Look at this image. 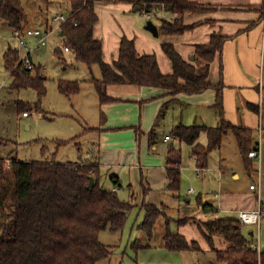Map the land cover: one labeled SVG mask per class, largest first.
<instances>
[{
    "label": "trees",
    "instance_id": "trees-1",
    "mask_svg": "<svg viewBox=\"0 0 264 264\" xmlns=\"http://www.w3.org/2000/svg\"><path fill=\"white\" fill-rule=\"evenodd\" d=\"M129 2L139 12L145 14L166 12L173 19L159 17L158 35H179L191 30L195 25H186L183 14L204 9L188 0H58L70 7V14L58 27L61 39L74 53L77 62L90 70L98 66L100 78L93 77V85L100 105L117 100L108 96L109 86L132 85L152 87L167 92L174 97L178 94H200L208 89L215 91L213 108L218 125H177L171 131L173 139L191 146L198 168L207 166L209 154L218 149L223 138L231 133L238 145L241 159L248 171L252 163L248 153L258 145L254 142V131L234 126L224 119L222 105V71L219 83L208 81L209 69L215 56L222 51L225 36L212 34L208 44L196 45L192 63L185 61L170 43H162L161 49L171 63L172 72L163 74L153 54L139 55L133 39L120 38L117 59L108 64L103 60L102 41L95 38L94 30L99 21L96 6L119 2ZM261 16L250 24L253 27L263 19ZM0 21L8 28L22 31L27 22L23 0H0ZM64 51V50H63ZM62 58V50L54 52ZM31 60V54L29 55ZM32 61V60H31ZM34 64V63H33ZM3 68L10 73L11 90L32 89L37 93L38 102L16 101L17 115L32 111L42 112L40 100L46 93V79L42 67L27 70L19 62V53L10 46L3 54ZM58 91L67 97L78 94L80 81L58 80ZM264 100V84L262 87ZM251 110L259 113L256 106ZM261 127L264 130V107L261 113ZM90 130H98L90 128ZM138 136L139 129H135ZM206 134V145L199 144L201 134ZM151 131L149 143L155 141ZM96 149V148H95ZM97 155V151L94 153ZM181 150L170 144L167 148L165 171L168 190L177 193L180 188ZM94 180L91 190L87 188L89 178ZM101 173L96 164L83 162H28L16 158L0 159V264H97L109 257L111 249L99 241V234L105 230L121 231L131 209L129 202L121 200L114 190L101 187ZM155 205H142L145 211L140 228L148 235L162 214ZM186 220L180 219L179 224ZM199 229L207 244L221 264H264V250L257 253L250 247L252 237L242 233L238 220L217 218L203 222ZM220 237L226 248L214 247L213 237ZM165 250L170 252L200 251L195 240L166 231L162 239ZM141 246V245H138ZM142 247V246H141Z\"/></svg>",
    "mask_w": 264,
    "mask_h": 264
},
{
    "label": "crops",
    "instance_id": "crops-1",
    "mask_svg": "<svg viewBox=\"0 0 264 264\" xmlns=\"http://www.w3.org/2000/svg\"><path fill=\"white\" fill-rule=\"evenodd\" d=\"M188 1L198 3L204 7L202 10L189 11L183 14L184 24L195 25L191 30L185 31L179 35H161L162 37L157 40L160 35L154 37L151 33L142 28L135 29V32L139 36H131L134 34H129V28L126 27L125 30L120 25V29H116L113 35L114 37H111L112 45L108 47L111 56L110 60L106 59L103 39L97 38L101 40L103 44V60L108 64H112L117 59L120 38L126 36L128 39L134 40L135 48L139 55H155L160 71L163 74H170L172 72L171 63L161 49L162 43L172 44L185 61L192 63L191 61H193L196 45L208 44L212 34L227 37L228 39L224 42L222 51L215 56L214 61L210 65L208 81L212 85L219 83L220 72L222 71V83L224 85L222 91V105L225 121L234 126L249 128L255 133L254 142L258 145L259 158L257 160H250L252 163L251 171H254L256 165L259 172H257L254 177L256 184H249V191L257 192V194L253 197L251 194L248 197H241V194L233 191L230 186H226L225 177L228 175H230V178L233 180H239L240 175L237 169L243 168V172L249 176L248 169L245 168L242 159L240 160L242 166L238 165V163L240 164L239 159L241 157H239V148L234 136L232 135V137L229 133L224 136L221 146L213 150L215 155L211 156L209 154L207 166L205 168L197 167L196 159L190 153L191 146L186 144L190 148L189 153L191 161L189 165L191 164L192 166L190 170L197 173V178L200 179L202 184V190L199 191L194 205H191L190 200H188L187 206L181 207L178 199V197H180L178 194L179 191L177 193H172L168 190V180L165 171L166 166L164 163L167 149L163 160L160 162L162 164L159 165L153 164V162H151L152 159L145 154L149 149L158 153V146L161 143H171L181 150V145L185 143H180L178 140L173 139L171 131L175 126L180 124L196 125L195 121L198 116L210 121L208 125L204 123L198 125L207 127L217 126L218 119L213 108L215 100V91L213 89H208L200 94H178L172 97L168 95L167 92L152 87L132 85H120L121 87L109 86L106 91L108 96L117 101L104 105L98 103V126L95 128L98 129L96 131L99 134L98 137L100 141L95 151L90 150L87 157L80 158V160L89 164H96L101 173L100 161L102 156L113 154L116 150H120L123 156L130 158L132 169L137 167L138 170L140 169L142 179L145 178V184L147 186L144 187V192L148 191L149 193H153L157 189H162L165 190L164 196L169 197L168 204L145 203L142 200V205H155L157 207L164 206L167 209H179L182 211V219H189L185 225H189L190 228H193V226H191L193 224L199 228L203 222L217 218L237 220L239 211L255 210L259 203L264 205V130L261 127V113L264 107V100L262 98V87L264 84V17L261 22L250 27V24L257 21L261 16V12L259 11L260 8H263L264 16V0ZM126 4L127 5H123L124 7L121 8L123 10L121 14H118L121 11L120 7H118L120 3L107 4L104 6V11L113 14L114 17L119 16L123 19L132 18L126 15L125 12L130 11V6L132 5ZM100 6L103 5L96 6V12L97 10L99 11ZM133 11L136 12L135 8H133ZM148 16L152 18V20L149 21H152L157 28V19L159 17L168 19H173L175 17L166 12L151 13L148 14ZM95 31L96 30H94V34ZM189 57H191L190 61L188 60ZM2 71H4V68H2ZM2 101L3 98L0 97V104ZM127 104L130 105V107L127 106ZM174 106L182 110L187 107L189 109L187 115H191L192 112L195 118L194 120L185 119L183 123L176 120L178 124L174 121L170 128V133L168 135H162L161 131H165V127L162 128L165 125V117L163 115L169 112V110H172ZM250 106H257L259 113L252 111ZM22 117L26 118L24 116ZM26 128L29 129V126L27 125ZM135 129H139L141 132L140 136L137 135ZM151 131H154L156 135L155 141L152 144L149 143L148 139V135ZM122 133L127 135V141L113 140L112 136ZM203 135L205 136L206 142L202 140ZM144 137L146 138V143H144L143 146L142 138ZM167 137H169V140L165 141ZM198 141L200 142L199 144L206 145V134H201ZM133 150L138 154V163L135 162L134 157L131 158L130 153H134ZM96 151L97 155L95 156L94 153ZM234 151H237L239 154L235 160L231 155ZM139 155H141V157H139ZM15 158L18 160L17 156ZM140 158L143 161H150L151 163L149 162L150 164L147 166H141L142 164L139 162ZM0 159H3V157L0 156ZM9 159L12 158L9 157ZM163 163L164 166H162ZM181 165L180 163V170ZM258 169L256 171H258ZM210 174H217V183ZM112 178L114 186L110 189L115 191L116 185L120 187L119 177L113 175ZM142 179L141 183L144 181V179L143 181ZM206 181L211 182V188H206L203 185ZM251 185H255V189H251ZM193 193V189L187 191V194ZM171 194H173V196ZM133 196L134 195H132L131 202L129 203L135 206L138 203L135 202ZM230 213H234V217H227ZM219 214L226 216L221 217ZM213 216L214 218H212ZM199 232L207 244L201 230H199ZM180 235L188 239L185 234ZM249 235L254 239L253 232H250ZM188 240L197 241L200 251L203 249L202 244H200L198 240L193 238ZM213 244L218 250L226 248V244L217 236L213 237Z\"/></svg>",
    "mask_w": 264,
    "mask_h": 264
},
{
    "label": "rangeland",
    "instance_id": "rangeland-1",
    "mask_svg": "<svg viewBox=\"0 0 264 264\" xmlns=\"http://www.w3.org/2000/svg\"><path fill=\"white\" fill-rule=\"evenodd\" d=\"M48 1L50 0H23V6L27 13V22L23 29L34 28L41 31L47 30L48 32L51 30L46 46L39 51L33 50L31 53L32 62L34 65L42 67V75L46 79V93L39 102L42 112L32 111L26 118H23L22 114L17 115L16 101L36 103L38 102L37 93L32 89L19 91L10 89V73L5 70L2 71L3 54L9 46L16 49H18V46L16 41L11 39L12 29L5 25L2 26L0 22V97L3 98L0 104V156L3 159L17 156L18 160L21 161L76 162L80 158L87 157L90 150L95 151L100 141L97 131L90 130V128L98 126V96L90 80L93 77L100 78L99 68L98 66H92L90 70L85 64L74 59V53L71 50L70 52L63 51L65 44L59 36L58 24L53 21V18L56 15L67 17L70 14V7L65 3H57L58 0ZM119 3L118 7L120 9L124 7L123 5H127L126 3L132 5L130 6V11H125L126 15L132 18L114 17L113 14L104 11V6L107 4H102L103 6H100L99 11L97 10L99 23L95 28L94 36L101 40L103 39L107 60L111 59L108 50L109 45H112L111 37H114L116 29H120V25L125 30L128 27L130 30L129 34H134L131 36H139L135 29H145L147 22L152 20L148 14L139 11L134 12L132 3L125 1ZM122 11L121 9L118 14H121ZM161 37L160 35L157 40ZM56 48L62 50V58L54 53ZM18 50L20 56L25 52L24 49ZM190 59L191 57L188 60L190 61ZM58 80L80 81L81 90L75 96H64L57 89ZM127 106L130 107L128 104ZM188 112L189 109L187 107L182 110L174 106L172 110H169L163 115L165 117V125L162 128L165 127V131H161V134L168 135L171 126L176 120L182 123L185 119L194 120V113L191 112V115H187ZM177 121L176 124H178ZM202 123L208 125L210 121L198 116L195 124ZM27 125L29 129L26 128ZM229 135L232 136L231 133ZM112 137L114 141H127L125 133L116 134ZM230 139L232 138L230 137ZM202 140L206 142L204 135ZM144 143H146L145 137L142 138L143 146ZM170 144L161 143L158 146V153L149 149L145 154L152 159L151 162L153 164H162L160 162L163 160L166 149ZM189 151L190 148L186 144L181 145V182L178 192L181 207H186L188 200H190L191 205H194L199 191L202 190V184L200 179L197 178V173L190 170L192 166L191 164L189 165L191 161ZM133 152L130 153L131 158L134 157L135 162L138 163V154L135 150ZM239 154L237 151L231 153L234 160ZM210 155H215V152L212 151ZM139 162L142 164L141 166H147L151 163L150 161H143L141 158ZM164 163L162 166H164ZM100 164L101 187L110 191V188L114 186L112 177L117 175L120 187L116 185L115 191L118 197L123 201L131 202V197L134 195V200L138 204L131 209L121 231L110 232L105 230L99 234V241L110 247L111 254L97 264H221L217 262L214 252L205 243L200 235V229L196 225L192 224L193 228H190L189 225L178 223L183 217L181 215L182 211L179 209L160 208L162 214L158 217L152 234L148 235L143 231L140 225L144 220L145 211L142 209L141 202L168 204L169 197L164 196L165 190L157 189L153 193L144 192V187L147 186L145 178H143L144 181L142 179L140 169L138 170V167L132 169L130 158L123 156L120 150H116L113 154L102 156ZM238 165L242 166L241 161ZM242 169H237L240 175L239 180L231 179L230 175L225 177L226 186H230L233 191L241 194V197H248L250 194L253 197L257 192L249 191V184H256L254 177L259 172V169L255 165L254 171H248L249 176ZM257 169L258 171H256ZM210 176L217 183V174H210ZM203 185L206 188H211V182L209 181H206ZM189 189H193L194 193L187 194ZM171 195L173 196V194ZM233 214L230 213L227 217H234ZM219 216L225 217L226 215L219 214ZM183 219L186 220L185 223L189 221L187 218ZM241 230L245 236L253 232V242L257 243L258 241L259 249L264 250V223H261L259 229L255 226L242 225ZM166 231L185 234L188 239H196L202 244L203 249L201 251L181 253L169 252L162 245V239ZM220 239L222 240V238Z\"/></svg>",
    "mask_w": 264,
    "mask_h": 264
},
{
    "label": "built area",
    "instance_id": "built-area-1",
    "mask_svg": "<svg viewBox=\"0 0 264 264\" xmlns=\"http://www.w3.org/2000/svg\"><path fill=\"white\" fill-rule=\"evenodd\" d=\"M67 17L64 15H56L53 18V21L58 24L64 23ZM47 30L41 31L39 29H23L22 31L13 29L12 30V39L16 41L18 49H24V54L22 56L19 55V62L22 63V67L27 70H31L34 68L33 62L29 59V55L32 53L33 50L39 51L43 47L46 46V41L49 37ZM17 49V50H18ZM64 52H69L70 48L64 47ZM19 53V50H18ZM22 116L27 117L29 116L28 113L22 114ZM169 140V137L165 138V141ZM248 159L250 160H257L259 158V152L257 149H253L248 153ZM251 189H255V185L250 186ZM237 220L239 221L240 225H250L255 226L259 229L261 223H264V205L259 203L257 208L252 211H239L237 214ZM250 247L254 249L257 253H259V243H251Z\"/></svg>",
    "mask_w": 264,
    "mask_h": 264
},
{
    "label": "water",
    "instance_id": "water-1",
    "mask_svg": "<svg viewBox=\"0 0 264 264\" xmlns=\"http://www.w3.org/2000/svg\"><path fill=\"white\" fill-rule=\"evenodd\" d=\"M135 11H138V8H135ZM145 30L151 33L154 37L158 36V28L152 23V21H148ZM253 149H256L255 147ZM94 186V180L92 177L89 178V183L87 188L91 190Z\"/></svg>",
    "mask_w": 264,
    "mask_h": 264
}]
</instances>
